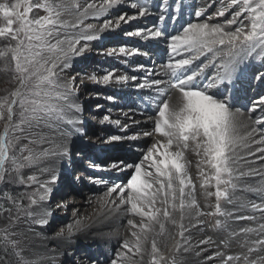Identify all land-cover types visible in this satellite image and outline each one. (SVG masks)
<instances>
[{
  "label": "snow or ice",
  "instance_id": "1",
  "mask_svg": "<svg viewBox=\"0 0 264 264\" xmlns=\"http://www.w3.org/2000/svg\"><path fill=\"white\" fill-rule=\"evenodd\" d=\"M122 5H128L135 10L133 13H119L114 18L104 19L99 26L88 23L86 19L99 20L108 16L110 10ZM228 7H235L232 18L225 21L224 25L209 23H189L183 27L182 35H169L167 22L179 19L184 9V0H159L158 17L152 28L124 31L128 37H139L142 40L156 41L157 44L167 43L170 53L167 61L159 65V69H148L144 64L145 82L135 83L137 89L150 88L153 96L140 97V103L147 109L151 106L148 119L152 121L151 130L144 131L143 136L161 137L156 139L144 151L139 162H128L125 159H111L106 170L123 172L133 169L127 184L115 183L108 186L104 196L97 202L98 214L107 217V213L118 214L121 208L133 219L127 220L131 236V243L124 241L122 247L126 252L118 253L117 259L111 264H126V261L139 257L143 259L144 245L150 233L157 235L165 232V223L177 225L175 213H179L180 223L179 240L174 245L176 252L187 243L185 232L188 229L183 221L186 212L192 213L195 223L192 227L202 226L203 216L217 217L213 225L216 229H226V221L219 218L233 217V212H225L221 206V199L231 203L228 188L236 189L234 180L247 176L264 175L259 169H249L247 173L235 171L233 164L237 162L236 149H252L238 159L248 164L264 161V127L252 128L245 136L237 134L236 113L233 110L232 93L237 83L251 70L250 64L258 59L264 68V0H227V5L222 7L216 15L225 16ZM42 9L46 15L31 18L33 9ZM204 10L195 11V16L203 15ZM154 14L149 7L148 0H86L81 5L80 0H59V2L33 4L31 0H14V2H0V38L8 41L0 51V58L10 55L14 61L15 79L17 87L6 97L0 98V121H5L3 131L0 132V183L32 184L38 183L35 175L20 174V170L40 163L51 156L71 157L72 152L66 145H58L57 150L42 148L40 152H33L27 146L16 149V144L22 136H26L28 144H44L50 142L43 133L44 128L59 129L61 123L72 125L71 131L60 130L61 136L80 134L81 140L87 136L78 125L85 121L81 116H69V112L82 113V105L77 102L78 84L76 76L67 80L61 78V73L69 68L70 56H79L84 53L87 44L81 41H98L104 38V33L113 32L121 28V23L128 24L138 18ZM69 16L74 19H65ZM243 18V19H241ZM211 19V17H209ZM244 20L249 23L245 24ZM236 25L227 28L225 25ZM118 35V34H117ZM113 38V37H109ZM171 41V43H168ZM77 45H81L77 47ZM182 52L190 53L185 57ZM108 56H133L140 55L151 57V51H142L140 48L128 50L124 46L111 48L104 53ZM180 56L175 59V56ZM211 54V55H209ZM200 56H205L207 62H202L195 70L191 69L193 61ZM211 67L214 72L205 75V69ZM148 77H156L148 79ZM89 79L96 84L117 85L126 84L129 80L136 82L139 77L126 74L116 75L114 70L108 71L98 78L95 74ZM252 80L264 86V70L252 71ZM165 87H161V86ZM173 93L176 94L173 100ZM113 99L112 96L108 97ZM259 103L264 105V96L259 98ZM99 107V105L97 106ZM251 111H255L253 106ZM120 124L119 120H111L105 115L100 123L105 122ZM257 125H264V118H256ZM139 123V121H133ZM128 125L122 127L127 130ZM258 136V138H257ZM138 138L133 135H110L96 137L98 144L89 141L81 149L83 158L88 161L82 171L92 184H102L105 181L89 173V169L100 170L97 163V153L110 155L122 151L124 145L120 141H134ZM194 142L197 155L203 151L200 164L207 166L210 172L200 171L201 188L207 190L215 188L214 210L205 212L191 194L195 185L192 182L184 160V150L189 143ZM253 145L259 147L252 148ZM176 150H173V149ZM20 155L17 156L16 152ZM27 152L25 155L24 153ZM257 153L261 155L257 156ZM255 157V159H247ZM145 162H148L145 167ZM83 163V161H81ZM48 169H41L47 171ZM58 177L55 174L44 182H39L42 192H32L27 195V207L22 203L25 197H14L5 193V200L11 207L0 204V213L9 214V225L0 230V264H9L8 256L19 257L16 245L19 241L10 237L16 233L9 231L21 218V213L31 219L32 223L44 226L46 217L51 215V209L42 208L39 213L30 209L38 204H46L52 192L51 185L55 184ZM83 183L81 177H76ZM214 182V184H213ZM224 186V187H222ZM186 189L190 191L186 192ZM249 191L264 193V187H250ZM115 194V195H113ZM210 197L213 192L205 191ZM38 197V198H37ZM111 206V207H110ZM57 208H66L67 204L58 203ZM251 209L259 212L264 217V204L251 203ZM38 217V218H36ZM139 217V223L134 219ZM236 220L255 221L254 215L234 216ZM77 227L82 225L81 220L75 222ZM74 234L73 224L67 225V238ZM241 234H255L254 240L245 239L242 243L247 246V255L227 256L228 261L243 260V264H264V254L252 257L253 253H264V222L255 227H243L238 232L228 230L230 239ZM58 237L65 236L64 229L57 233ZM211 242V237L201 240V245ZM223 243V241H222ZM185 251L188 249L185 248ZM131 254L129 256L128 254ZM150 264H176L174 257H166L157 247L155 237L151 242L148 253ZM199 254V253H198ZM221 255L220 252L215 253ZM207 259H213L212 256Z\"/></svg>",
  "mask_w": 264,
  "mask_h": 264
},
{
  "label": "bare ground",
  "instance_id": "2",
  "mask_svg": "<svg viewBox=\"0 0 264 264\" xmlns=\"http://www.w3.org/2000/svg\"><path fill=\"white\" fill-rule=\"evenodd\" d=\"M209 1H212V0H207L206 2H209ZM12 2H14V0H12ZM80 2H81V5L83 6L84 3L86 2V0H80ZM98 2H99V0H97V3ZM206 2L201 1V2H199V4H196V5L199 9H201V7H203ZM116 9L110 10L109 15L106 17L102 16V18H100L99 20L86 19L84 21V23L85 24H88V23L100 24L104 19H108V18L112 17L111 15H113V13L116 11ZM123 10L124 11H131V9L128 10L125 8H123ZM211 12H212L211 10H208L206 13L204 12L202 15L203 17H201L198 20L195 19L194 24H196L200 20H204V19H205L204 21H201L202 23L203 22L209 23V21L220 22L221 17L220 16L216 17L217 15L211 17V19L206 18L207 17L206 15L210 14ZM63 18L74 19V17H69V16H65ZM241 19H243V18H241ZM140 23L141 22L134 24L133 26L141 25ZM98 26L99 25H97V27ZM133 26H131V28H134ZM122 29H124V28H122ZM113 32H115V31H113ZM113 32L104 33V34L110 35ZM84 44H87V43H84L83 41H81V45H84ZM81 45H77V47H80ZM209 55H211V54H209ZM69 56H70V65L71 66L69 68L65 69L63 72L67 77L69 75H72V73H73L72 71H74V69H76L73 62L76 61V59H77L71 53L69 54ZM6 60H8V59H6ZM201 61H203V58H201ZM197 62H200V61H197ZM7 65H9V63ZM7 65L5 64L4 59L0 58V85L3 84L4 80L6 81V79H7L6 76L9 73L8 72L9 70L7 71V69H6V67H9ZM112 85L120 86V87L124 86V85H117L115 83L110 84V86H112ZM161 87H165V86H161ZM91 88L92 87H88V89H91ZM93 89H97V90L102 91V89L97 87V86L93 87ZM150 92H152V90H150ZM76 95H77V102L82 105V108H84V106L88 107L92 103H93V105H95V109L93 108L94 109L93 111H95L94 114L96 116L97 123L92 125V128H93L92 130H94L96 132L101 131L103 133H113V135H116L117 133H122V134L126 135V134H130V133L135 134L136 131L139 132L140 130H144V131L151 130V127H152V121L151 120H149L147 123L142 122L141 124H136V123L134 124L132 121L133 120L132 117L129 116L126 118V120L123 119L124 120V122H123L121 120V117L117 113L111 114V113H106L104 110H102V111L98 110V107H96V106L98 105V103H100L99 100L94 101L91 98L90 100L87 101L86 104H84V102L82 103V101H80V99L82 98V95L79 93H77ZM153 95H154V93L152 92V96ZM172 95H173V100H175L176 94L173 93ZM77 114H79V113H73V112L68 113L69 116L77 115ZM105 115L109 116L110 119L112 118V119L120 120L122 125H125V124L129 125L126 132L122 131L120 129L122 127H119L118 124H113L110 126H106V125H104V123L101 124L100 121ZM236 118H237L236 119L237 134L239 136H245L252 128H257V129L260 128L258 125H256L248 117L239 118L236 116ZM72 127H73L72 125L61 123L59 126V129L44 128L43 133L45 134V136L48 138V140L50 142H46L44 144H33L32 151L38 153L41 151L42 148H47L49 150H57V146L61 145V144L66 145L69 148V145L67 143L68 139H66L67 136H61L59 134V131L60 130L69 131L70 129H72ZM82 130H83V128H82ZM21 138L24 139L26 142H28L26 136H22ZM257 138H258V136H257ZM153 139L154 138H152V137L144 138V141H143L144 145L149 144L151 141H153ZM158 139H163V138H158ZM74 142H78V139L74 138ZM128 143L132 144V143H136V141H128ZM252 148L254 149L255 147L252 146ZM188 149L184 150V160L186 162L187 172H188V174L191 177L192 182H193L196 179L195 175H197L198 173H196V174L193 173L194 171L191 169L192 166L190 167V165H189V164H191V161H189V160L195 159L196 156L193 154V152H189ZM174 150H176V149L174 148ZM250 150H252V149L237 148L235 156H239L241 154L245 155L246 152L250 151ZM112 154H114V153H112ZM258 155H261V154H258ZM117 157H119L121 159L125 158L124 153H122V152H119V154L116 155V158ZM62 159L67 160V157H62ZM247 159H253V158L247 157ZM137 160H140V159H137ZM242 162L243 161H241V163ZM192 164H194V163H192ZM234 166H235V164H234ZM244 166L246 168L243 167L244 168L243 169L241 167L240 171L247 173V171L249 169H256V168L261 169L264 166V162L261 161L260 165H257V166H255V163L254 164H248V163L244 162ZM145 167H147V164H145ZM193 167H196V166L194 165ZM25 168L29 169L30 175L36 176L38 184H39V182H44V181L49 180L50 176L52 174L57 175L58 173H60V170L62 169V162L60 163L58 161V156H51L47 159L42 160L40 163H38L36 165H33L31 167H25ZM41 169H48V170L47 171H41ZM204 169H206L205 166H204ZM196 170H197V168H196ZM133 171L134 170L131 169L129 174L127 175V177H129ZM198 171H199V169H198ZM207 171H208V169H207ZM209 171H211V170L209 169ZM75 173H77V172H75ZM107 176H108L107 173H105V174L103 173L101 175V177L113 179V178H110ZM197 176L200 177L199 175H197ZM245 176L247 177V175H245ZM257 176H260V175H257ZM57 177H58V179H57L56 183L51 185V188H52L51 194L52 195L56 194V192L59 191V189H62L65 192L70 188L68 180H66L63 176L57 175ZM96 178H99V177H96ZM247 179H250V178L247 177ZM197 181L200 182V180H197ZM237 181H239V179ZM250 182H251V180H250ZM28 183H31V182H28ZM105 183H102V185H108L107 184L108 182H105ZM198 185H199V183H198ZM241 186H243V185H241ZM38 189H39V187H38ZM106 189H107L106 187L101 188L100 185L96 186V184H94V185H92L91 190H90L91 191L90 192L91 197L89 200H86L82 196H79V195H78L79 197H75L74 195H69V196L65 197L66 199H62L63 202H65L64 200H70L71 199L72 207L75 208L74 210H77L79 208V211L78 212L74 211V213L72 212L73 214H71V215L69 214L70 216H73L72 219L70 218V216L66 217V220L63 221L60 225H57L54 221H50V222L48 221L47 225L40 226L38 224L32 223L31 219L26 217L25 218V220L27 221L26 224L16 223L14 227L10 228L9 230L15 232L16 236L21 240L20 244L23 248V255L27 260H29L27 263H24V264H90V263H93V261H91V259L94 258V252H97V254L101 258L103 255L105 256V258H106L105 264H111V261L113 259H117L118 253L126 252L127 250L122 247V244L124 243V241H128L129 243H131L134 239L131 236L132 230L127 225V220L133 219V217L128 215L127 213H125L123 208H121V210L119 211L118 214L107 213V217L98 214V212H97L98 203L97 202L101 199V197L104 196ZM244 189H246V188H244ZM202 190H199V191H202ZM42 191H43L42 189H39V192H42ZM188 191H190V189H186V192H188ZM203 192H204V190H203ZM212 192H214V191H212ZM248 192H250V191H248ZM251 193H255V192L251 191ZM191 194L196 199V201L199 205V208L201 210H203L205 212H208L209 210H211V211L214 210L213 208L209 209L208 206L207 207L205 206V199L204 198L206 196L203 197V195L199 192H196V193L192 192ZM238 194H241V193H238ZM255 194H257V193H255ZM113 195H115V194H113ZM235 195H237V193ZM214 197H215V195H214ZM232 197H234V196H232ZM79 198H81V199H79ZM209 200L210 199H208V202H209ZM213 201H214V199H213ZM237 202H239V201H236V203ZM213 204L214 203H212V205ZM239 205L240 206L238 207V209L240 211L242 210V212H243V210H246L250 204H248L247 202H245L242 199V201L239 202ZM37 207H38V205L33 206L31 208V211L39 213L40 211L36 210ZM52 210H54V209H52ZM194 211L195 210H192V213H194ZM225 211H227V210H225ZM192 213L186 212V218L184 219L183 223H184L185 227L188 229V231L185 232V237L187 238V243L184 244L183 247H181L179 252H176L174 249L175 243L177 242V240L180 239L178 236V232H179L178 225L180 223V217H179V213L177 212V213H175L177 225H173L170 222H166L165 223V232L163 234H160V235L156 234V232L159 231V229L157 227L156 232L149 234L148 241L144 245L145 252L143 255V259L141 260L139 257H134L133 259L126 261V264H150V256L148 253L150 252V249H151V242H152L153 237H155L157 247L160 249V251L166 257H174L176 262H177L176 264H217V263L220 264V262H221V264H223L224 262L222 263V261L225 259L224 257H227L229 255H233L234 257L237 255H241V256L247 255L248 254L247 253V246L242 247L243 241L245 239L254 240V239L258 238L255 234H241V235L235 237L234 239L229 238L227 230H230L233 232H238L239 229H241L243 227H250L248 225L247 220H242V221L240 220L239 224H237L239 226L238 228H236L237 225L234 226L231 224V225H229V227L226 228V230L223 228L221 230L218 229L219 231L216 234H214L215 231L213 234L210 232L205 233L206 231H204L201 228L202 226L192 227V224L195 223V220L192 219ZM55 214L56 213H54L53 216H55ZM36 218H38V217H36ZM211 218H213V217L203 216V217H200L199 219L203 220L204 223H206V222H211ZM77 219L81 220V222H82V225L80 227H77L74 223ZM134 219L136 220L137 223H139V217H135ZM225 220H226V222H229V220H227V219H225ZM69 224H73V228H74V234L71 236V238H67V225H69ZM228 224H230V223H228ZM113 225H116L114 227H117V228L114 229L112 227ZM5 226L7 227L8 224H6ZM111 227H112V229H110ZM122 227H123V229H122ZM61 229H64L65 236L63 238H61V237L52 238V236H54L55 234L57 235V233L60 232ZM208 237H211V242L209 244L201 245L199 243L201 240L208 238ZM219 238H221L220 243H222L221 241H223V245H218V247H216L217 243L219 244ZM108 243L112 244L110 252H109V250H108V252H106V250H105L106 248L104 247L105 244H108ZM85 245H87V246H85ZM185 248H187L188 250L185 251L184 250ZM233 248H234V250H233ZM92 249H94V252ZM217 252H220L221 255L223 253H225L226 255H224L222 260H220L222 257H221V255L216 256L215 253H217ZM64 254H65V256H63ZM82 254H84V256ZM253 254H257V255L259 254L260 255V254H264V253H253ZM128 255L131 256L130 253ZM78 256L80 257L79 261H77V262H76V260L72 261V258H76ZM209 256H212L213 259H211L209 262H207V257H209ZM252 256H254V255H252ZM254 257H256V256H254ZM35 258H37L39 260L36 261V260H34ZM234 261L237 264H243L242 259L240 261H236V260H234ZM118 264H119V262H118Z\"/></svg>",
  "mask_w": 264,
  "mask_h": 264
},
{
  "label": "rangeland",
  "instance_id": "3",
  "mask_svg": "<svg viewBox=\"0 0 264 264\" xmlns=\"http://www.w3.org/2000/svg\"><path fill=\"white\" fill-rule=\"evenodd\" d=\"M201 1H205V0H201ZM207 1V0H206ZM205 1V2H206ZM0 2H12V0H0ZM31 2L33 3V4H35V3H44L45 2V0H31ZM48 2L49 3H52V2H54V0H48ZM55 2H59L58 0H55ZM218 3V4H217ZM210 4V5H209ZM224 4V5H223ZM208 5V6H207ZM216 5V6H215ZM219 5V6H218ZM221 5V6H220ZM227 5V0H213V1H211V2H208V3H205V7H204V9L205 10H211L212 12L210 13V14H208V15H206L207 17L206 18H209V17H213V16H216V13L218 12V10L219 9H221L222 7H225ZM213 7V8H212ZM215 8V9H214ZM219 8V9H218ZM123 9H121V11H122ZM133 10V9H132ZM236 10V8L235 7H228V9H227V11L225 12V16H223V17H221V20H220V22H212V21H209V24L210 25H212V24H221V25H224L225 24V21L226 20H228V19H231L232 18V12H234ZM124 11V10H123ZM120 12V11H119ZM215 13V14H214ZM47 13H45L42 9H37V8H34L33 9V11H32V13H30V17L31 18H39V17H42V16H44V15H46ZM114 14V13H113ZM118 14V13H117ZM117 14H114V17H115V15H117ZM193 15H194V13H192V17H193ZM190 16V15H189ZM113 16L112 17H110V18H114ZM216 17H219L218 15L216 16ZM205 20V19H204ZM204 20H202V21H204ZM0 23H2V21H0ZM123 23V22H122ZM121 23V24H122ZM198 23H202L201 21H199ZM204 23V22H203ZM207 23V22H206ZM244 23H246V24H248L249 22L247 21V20H244ZM236 27V25L234 24V25H231V26H228V25H225V27H227V28H235ZM134 28H136V27H134ZM134 28H131L130 27V29H129V31H133V29ZM7 43H8V41L7 40H5L4 38H0V51H3V49L5 48V46L7 45ZM92 46L90 45V48H91ZM87 48H88V46H87ZM86 51V50H85ZM94 51L95 50H93V48H92V51H90L89 53H90V55H93L94 54ZM4 59V62H5V64L7 65L8 63H9V65H7V66H9V67H6V69H7V71L9 72L8 74H7V76H6V81L4 80V82H3V84H1L0 85V98H3V97H6V96H8L9 94H10V92L11 91H13L16 87H17V85H18V81L15 79V76H16V73H15V70H14V61H12L11 60V57H10V55L8 56V57H5V58H3ZM6 59H8V60H6ZM7 61V62H6ZM3 64V63H2ZM113 68H114V66H113ZM75 70V69H74ZM114 71L116 72V71H118V70H116V69H114ZM119 72V71H118ZM120 73V72H119ZM94 73L92 72L91 74H90V76L91 75H93ZM74 75V73H72V75H69L68 77H70V76H73ZM80 74H77V75H75L76 76V78L79 76ZM62 78V77H61ZM63 79V78H62ZM64 80V79H63ZM66 80V79H65ZM76 81H77V84H78V91H80V92H82L83 94H86L82 99H88V98H92L94 101H96V99L94 98V97H92L91 95H93V94H89V93H91V92H89V91H100V90H97V89H93V87H96V86H91V85H93L94 84V82L92 83V84H87V83H90L89 81H87V83L86 82H84L83 80H81V79H76ZM85 85H88L87 87H92L91 89H88L89 91V93L87 94L86 93V91H85ZM4 86V87H3ZM81 88V90H79ZM78 93V92H77ZM92 93H97V92H92ZM81 94V93H80ZM90 98V99H91ZM89 99V100H90ZM98 101V100H97ZM100 102H102L101 100H99ZM83 103V102H82ZM100 103H98V105H99ZM91 105H93V103L91 104ZM97 105V106H98ZM94 106V105H93ZM85 107V106H84ZM102 108H105V107H102ZM105 111V110H104ZM94 112L95 111H93V117L95 118V120H96V116H95V114H94ZM106 112V111H105ZM107 113V112H106ZM80 115V113L79 114H77V116H79ZM90 116H86L85 117V115L82 117V118H84V119H86V118H89ZM93 117H90L91 119H94ZM112 119V118H111ZM116 120V119H115ZM120 121V120H119ZM132 121H137V119H133ZM121 122V121H120ZM95 123H97V120H96V122ZM4 124H5V121H0V132H2L3 131V128H4ZM94 125V124H93ZM118 126L119 127H123V125H122V123L119 125L118 124ZM128 127H129V125H128ZM120 129H122V128H120ZM99 130V129H98ZM140 132V131H139ZM140 134V133H139ZM138 134V135H139ZM117 135V134H116ZM127 135H132V133H130V134H127ZM194 142H190L189 143V149H188V151L189 152H193V154L196 156V158L195 159H193V160H189V161H191V164H189L190 165V167H191V169L194 171L193 173L194 174H196V173H198L197 175H199L200 176V171H201V169L203 168L204 169V166L205 165H202V164H200V154H202L203 155V151L202 150H200V154L199 155H197V152H196V150L194 149L195 148V144H193ZM27 146V148L29 149V150H31L32 151V146H33V144H28V142H26L24 139H20V141L16 144V149H19L20 147H23V146ZM193 145V146H192ZM191 149V150H190ZM195 150V151H194ZM25 155L27 154V152H25L24 153ZM16 155L17 156H19L20 155V153H19V151H17L16 152ZM199 156V157H198ZM240 156H244L243 154H241V155H239V156H236L237 157V162L236 163H234L235 164V166H234V164H233V169H234V172L235 171H237V170H239L240 171V168L242 167H244V168H246L245 166H244V164H242L241 163V161H239V157ZM194 161V162H193ZM197 164H196V163ZM192 163H194V164H192ZM199 164V165H198ZM196 166V167H193V166ZM203 166V167H202ZM240 166V167H239ZM238 167V168H237ZM196 168H197V170H196ZM205 168L206 169H204L205 170V172H210L209 171V169L207 168V166H205ZM243 168V169H244ZM198 169H199V171H198ZM207 169H208V171H207ZM197 171V172H196ZM20 174L25 178V180L27 179V176H29L30 174H29V169H27V168H23V169H21L20 170ZM197 175H195L196 177V179L197 180H200V182H201V178L200 177H198ZM246 176H244V177H242L241 179L239 178V181H237L238 179H236V180H234V183L236 184V185H238L237 187H236V189L235 190H233V189H231V188H228V191L230 192L231 191V193H230V196H229V198H230V200H231V203H228V202H226L225 203V201H223L222 203H221V206L223 207L222 209L223 210H227V211H225V212H233L234 213V215L236 216V214H238V212H242V210L240 211L239 209H238V207L240 206L239 204H238V202L236 203V201H239V199H240V197H239V195L240 194H238V193H241V191L244 189V188H250V187H252L253 185H254V183H253V180L252 179H250L251 180V182H250V180H246V178H245ZM194 178V179H195ZM128 179H130V176L129 177H127V178H125V182L127 183V181H128ZM193 179V180H194ZM195 179V181H193V183H194V185H195V189H194V193H196V192H199V193H201L202 195H203V197H205L206 195H205V191H210V192H212V191H214L215 192V188L214 187H209L207 190H205V189H203L204 190V192H203V190H202V188H201V183L200 182H198L197 180ZM242 182V183H241ZM110 182H108L107 184L108 185H102L101 186V188H107L110 184H109ZM197 183V184H196ZM198 183H199V185H198ZM214 183V182H213ZM239 183V184H238ZM249 183V184H248ZM30 184V183H29ZM106 184V183H105ZM197 185V186H196ZM241 185H243V186H241ZM246 185V186H245ZM14 186H16V187H18L19 186V183H15V185ZM245 186V187H244ZM248 186V187H247ZM24 187L27 189V190H31V188H33V187H35L36 188V184H32V185H30V186H27V185H24ZM223 187V186H222ZM199 190H202V191H199ZM24 192H27L26 190H19L18 191V193L19 194H17V195H19V196H21V195H23V196H26L27 197V194H24ZM203 192V193H202ZM214 192H213V194H214ZM5 193H9V194H13L12 193V191H11V183L9 182V183H0V204H2L3 206H5V207H11V204H10V202H8V201H6L5 200V196H4V194ZM237 193V195H235ZM232 196H234V197H232ZM64 197H66L65 195H64ZM64 197H61V198H64ZM83 197V196H82ZM90 197L91 196H89V195H84V199H86V200H89L90 199ZM214 197V195H212V196H210L209 198L206 196L204 199H205V206L207 207L208 206V208L209 209H214V206H215V203H216V201H215V197ZM82 198V199H83ZM210 199L209 200V202H208V199ZM214 199V201H213V199ZM239 198V199H238ZM78 199V198H77ZM79 199H81V198H79ZM234 199V200H233ZM27 201V199L26 198H24L23 199V201H22V203H25ZM212 201V202H211ZM212 203H214L213 205H212ZM236 204V205H235ZM210 205V206H209ZM204 208V207H203ZM75 208H73L72 207V209L70 210V212H69V214H73L74 213V211H76V212H78L79 211V208L77 209V210H74ZM205 209V208H204ZM31 210V209H30ZM208 210V209H207ZM235 210V211H234ZM209 211H211V210H209ZM73 212V213H72ZM8 216H9V214L7 213V212H2V213H0V230H3V229H5L6 228V224H8L9 225V223H10V221H9V219H8ZM70 215H68L67 217H69ZM234 217V216H233ZM233 217H221V218H219V219H222V220H224V221H226L225 219H227V220H229V222H226V228L227 227H229V225H234V226H236L237 224H238V222H236L237 220L235 219V218H233ZM25 218H26V216H24L23 215V213H21V218L16 222V223H19V224H26L27 223V221L25 220ZM70 218L72 219V217L70 216ZM217 219V217H213L212 219H211V222H206V223H204L203 225H202V229L204 230V231H206L205 233H208V232H210V233H214V231H215V233L214 234H216L219 230L218 229H216V228H214L213 227V225H214V223H215V220ZM235 220V221H234ZM211 223V224H210ZM228 223H230V224H228ZM236 223V224H235ZM209 225V226H208ZM211 225V226H210ZM114 226H116V225H113L112 227L114 228V229H116L117 227H114ZM208 226V227H207ZM256 226V225H255ZM112 227L110 228V229H112ZM239 226L237 225L236 226V228H238ZM109 229V230H110ZM122 229H123V227H122ZM210 229V230H209ZM216 229V230H215ZM224 229V228H223ZM221 230V229H220ZM226 230V229H225ZM9 231H11V230H9ZM228 231V230H227ZM221 235V234H220ZM219 235V236H220ZM55 237H58L56 234L54 235V236H52V238H55ZM222 237V236H221ZM12 240H16V241H19V243L16 245V250L17 251H19V258L17 259V264H24V263H27L29 260H27L25 257H24V255H23V248H22V246H21V244H20V239L15 235V236H11L10 237ZM220 239L221 238H219V244L217 243V245H216V247H218V245H223V243H220ZM222 242V241H221ZM226 242V241H225ZM224 242V243H225ZM83 244V243H82ZM108 244H110V243H108ZM105 245H107V244H105ZM111 245V244H110ZM105 247V246H104ZM112 247V246H111ZM106 248V247H105ZM215 248V247H214ZM111 249V248H110ZM93 250V252H94V249H92ZM106 250V252H108L107 251V249H105ZM233 250H234V248H233ZM109 252H110V250H109ZM113 252V251H112ZM98 255V254H97ZM224 255H226L225 253H223L222 255H221V259L220 260H222L223 259V257H224ZM252 255H254V256H257V254H252ZM259 255V254H258ZM63 256H65V254L63 255ZM83 256H84V254H83ZM231 256H233V255H231ZM254 256H252V257H254ZM17 257V256H16ZM100 257V256H99ZM79 256L78 257H76V258H72V260H76V262L77 261H79ZM224 258H226V257H224ZM255 258V257H254ZM93 259V258H92ZM91 259V261H93L94 262V260L95 259H93L92 260ZM106 259V258H105ZM34 260H36V261H38L39 259H37V258H35ZM176 261V260H175ZM210 260L209 259H207V262H209ZM223 262H225V259L222 261V263ZM177 263V262H176ZM237 264L234 260L233 261H229V262H227V264ZM105 264V263H104ZM165 264H167V262H165ZM217 264H219V263H217ZM220 264H221V262H220ZM224 264V263H223Z\"/></svg>",
  "mask_w": 264,
  "mask_h": 264
},
{
  "label": "trees",
  "instance_id": "4",
  "mask_svg": "<svg viewBox=\"0 0 264 264\" xmlns=\"http://www.w3.org/2000/svg\"><path fill=\"white\" fill-rule=\"evenodd\" d=\"M14 185H15V183H11V186H12V189H13L14 193H17V191H16L17 187L14 186ZM17 259H18V257H16L15 255H9L8 256L9 264H17Z\"/></svg>",
  "mask_w": 264,
  "mask_h": 264
}]
</instances>
